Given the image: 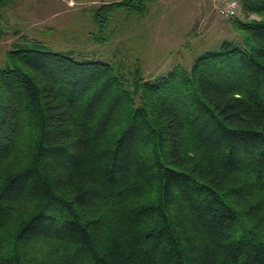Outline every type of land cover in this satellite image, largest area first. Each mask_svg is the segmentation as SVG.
<instances>
[{
	"label": "trees",
	"instance_id": "16d2710c",
	"mask_svg": "<svg viewBox=\"0 0 264 264\" xmlns=\"http://www.w3.org/2000/svg\"><path fill=\"white\" fill-rule=\"evenodd\" d=\"M151 1L101 2L96 40ZM242 1V43L155 79L117 54L13 42L0 264H264V0Z\"/></svg>",
	"mask_w": 264,
	"mask_h": 264
},
{
	"label": "rangeland",
	"instance_id": "374dc122",
	"mask_svg": "<svg viewBox=\"0 0 264 264\" xmlns=\"http://www.w3.org/2000/svg\"><path fill=\"white\" fill-rule=\"evenodd\" d=\"M103 1L112 0H6L0 6V65L22 34L55 48L91 53L90 59L110 61L117 54L129 65L138 61L147 79L178 64L190 69L197 56L226 39L243 42L233 27L234 19L243 17V1L235 16L224 17L214 0H152L144 16L127 17L118 10L106 30L108 39L98 41L93 13Z\"/></svg>",
	"mask_w": 264,
	"mask_h": 264
},
{
	"label": "built area",
	"instance_id": "2783aa9c",
	"mask_svg": "<svg viewBox=\"0 0 264 264\" xmlns=\"http://www.w3.org/2000/svg\"><path fill=\"white\" fill-rule=\"evenodd\" d=\"M221 16L233 17L238 13L242 0H214Z\"/></svg>",
	"mask_w": 264,
	"mask_h": 264
},
{
	"label": "bare ground",
	"instance_id": "6f19581e",
	"mask_svg": "<svg viewBox=\"0 0 264 264\" xmlns=\"http://www.w3.org/2000/svg\"><path fill=\"white\" fill-rule=\"evenodd\" d=\"M242 3V2H241Z\"/></svg>",
	"mask_w": 264,
	"mask_h": 264
}]
</instances>
